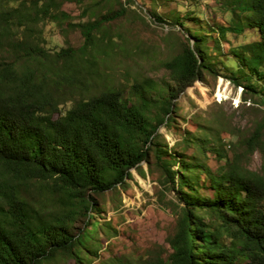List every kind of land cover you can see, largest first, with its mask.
<instances>
[{
	"label": "trees",
	"instance_id": "1",
	"mask_svg": "<svg viewBox=\"0 0 264 264\" xmlns=\"http://www.w3.org/2000/svg\"><path fill=\"white\" fill-rule=\"evenodd\" d=\"M63 1L0 0V264H91L98 254L88 227L99 213L97 197L124 186L141 162L153 164L159 187L175 195L169 250L111 254L98 264H264V173L240 163L263 143L262 123L237 144L243 154L231 157L210 132L186 131L173 149L158 135L173 123L176 98L204 74L264 105V0H224L226 26L190 18V27L186 17L149 11L187 38L160 64L168 80L131 84L110 80L105 66L114 51L109 26L122 4L118 14L74 24ZM47 22L79 31L82 44L49 50L41 27ZM246 28L258 40L222 58L219 43ZM208 154L219 163L215 170Z\"/></svg>",
	"mask_w": 264,
	"mask_h": 264
},
{
	"label": "rangeland",
	"instance_id": "2",
	"mask_svg": "<svg viewBox=\"0 0 264 264\" xmlns=\"http://www.w3.org/2000/svg\"><path fill=\"white\" fill-rule=\"evenodd\" d=\"M224 0H64L61 9L69 16L71 23L87 22L106 12L125 11L111 21L110 36L114 40V51L105 64L109 79L125 84L134 80H168L161 63L169 60L179 51L187 36L176 25L155 22L148 14L155 11L163 18L186 17V25H193L190 18H198L208 26L224 25L231 16ZM195 20V19H194ZM42 37L45 47L59 51L71 46L79 47L83 39L77 30L68 25L42 24ZM213 38H217L213 34ZM254 29L246 28L241 34H228L219 43L221 54L226 56L229 48L247 45L257 41ZM193 42V41H192ZM204 81H197L180 94L174 101L173 123L160 127L158 135L168 148H175L184 132L196 136L210 132L209 138L220 142L219 151L229 157L243 154L237 144L247 138L258 123L264 126V105L256 95L242 100V90L223 77L213 78L204 74ZM70 107L66 102L60 112ZM206 131V132H205ZM260 148L248 157H241V165L249 171L264 173V131ZM153 161L152 158H150ZM208 166L215 170L219 163L209 154L205 158ZM175 168V167H174ZM131 179L124 186L110 190L97 197L99 213L93 212L89 219L91 240L87 241L91 250L97 249V258L91 255V264H98L101 258L111 254L132 255L143 250H158L160 246L169 250L168 237L174 232L176 224V202L171 190L160 188L158 173L154 165L147 168L141 162L137 170H130ZM210 197V191H201ZM169 207V208H167ZM94 223V225H93ZM78 226V225H77ZM95 228V229H94ZM166 252L164 253V255ZM86 260L87 257L84 256ZM87 262V261H85ZM49 264H74L73 260H55Z\"/></svg>",
	"mask_w": 264,
	"mask_h": 264
},
{
	"label": "clouds",
	"instance_id": "3",
	"mask_svg": "<svg viewBox=\"0 0 264 264\" xmlns=\"http://www.w3.org/2000/svg\"><path fill=\"white\" fill-rule=\"evenodd\" d=\"M241 90V89H240Z\"/></svg>",
	"mask_w": 264,
	"mask_h": 264
}]
</instances>
